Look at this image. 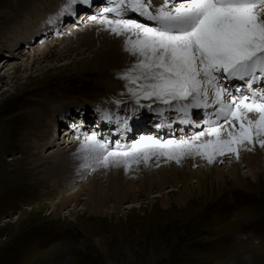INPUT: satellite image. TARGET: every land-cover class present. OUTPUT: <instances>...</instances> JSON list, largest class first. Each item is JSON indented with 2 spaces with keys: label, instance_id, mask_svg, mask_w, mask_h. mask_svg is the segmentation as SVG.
I'll list each match as a JSON object with an SVG mask.
<instances>
[{
  "label": "rangeland",
  "instance_id": "obj_1",
  "mask_svg": "<svg viewBox=\"0 0 264 264\" xmlns=\"http://www.w3.org/2000/svg\"><path fill=\"white\" fill-rule=\"evenodd\" d=\"M105 1L73 5L74 15L65 12L51 24L49 17L57 15L65 0H0V30L9 24L14 28L13 17L19 18L18 26L42 17L46 32L59 26L61 35L56 45L54 38L39 44V36L32 47L27 42L26 50L18 49L25 45L20 40L14 41L17 47L0 46V264H113L110 260L114 264H264V159L256 162L248 144L239 146L238 159L234 156L241 165L238 174L246 180L237 187L232 183L228 153L213 165L215 176L229 174L221 187L214 185L206 157L195 154L180 158L184 171L176 159L165 155L151 156L147 163L127 169L105 167L85 161L79 149L66 160L72 163L70 174L57 181L44 177L46 169L32 167L34 158L71 148L75 142L66 144L63 136L70 128L74 131L70 139L84 136L77 133L82 131L80 124L88 134L115 146L116 141L132 143L141 134L161 141L191 140L212 126L208 121L218 119L219 105L211 99L207 107L190 108L187 114L148 99H141L144 107H139L127 90L128 82L121 78L133 59L119 66L117 60L91 62L107 47L123 42L103 25L94 24L91 16L82 21L80 12L89 6L86 10L93 16L102 11L97 6ZM40 2L45 7L37 15L32 9H39ZM71 21L73 28L66 29ZM39 48L45 49V57L37 54ZM7 59L10 65H4ZM14 65L19 68L14 70ZM233 81L234 89L243 84ZM132 109H137L135 115ZM106 110L111 121L102 118ZM117 116L128 117L127 130L117 123ZM249 116L256 118L255 113ZM157 122L160 126L153 124ZM219 122L223 125L222 119ZM52 139L58 144L47 145ZM250 166L258 177L243 172ZM171 171L178 177L163 181ZM94 173L103 188L93 197ZM195 174H203L200 183ZM109 178L125 183L121 196L109 190ZM55 201L58 214L51 213Z\"/></svg>",
  "mask_w": 264,
  "mask_h": 264
},
{
  "label": "snow or ice",
  "instance_id": "obj_2",
  "mask_svg": "<svg viewBox=\"0 0 264 264\" xmlns=\"http://www.w3.org/2000/svg\"><path fill=\"white\" fill-rule=\"evenodd\" d=\"M94 2L65 0L57 16L74 15L73 5ZM106 4L90 18L122 37L124 51L134 62L123 69L121 78L128 82L136 104L144 107L141 99L154 100L187 114L192 107H207L211 99L219 105L218 119L208 121L212 126L191 140L141 137L130 145L116 141L113 146L94 133L78 150L85 161L127 169L147 163L151 156L165 155L179 162L182 156L195 154L212 162L229 152L238 159L240 145L259 143L264 148V88L254 87L257 81L264 83V0H163L159 4L106 0ZM109 14L115 19H109ZM57 16L48 22L54 23ZM233 80L243 84L229 90L226 85ZM245 87L250 95H245ZM136 111L132 109L133 115ZM250 113L256 118H250ZM102 118L113 119L107 110ZM116 121L127 130L128 117L117 116ZM205 136L210 138L201 140Z\"/></svg>",
  "mask_w": 264,
  "mask_h": 264
},
{
  "label": "bare ground",
  "instance_id": "obj_3",
  "mask_svg": "<svg viewBox=\"0 0 264 264\" xmlns=\"http://www.w3.org/2000/svg\"><path fill=\"white\" fill-rule=\"evenodd\" d=\"M104 1V0H103ZM95 3V2H94ZM41 4V5H40ZM40 4L38 5V7H39V9H37V10H35V9H32L33 10V12H35L37 15H38V12H40V10H42L41 9V7H45L44 6V3L43 2H40ZM156 4V3H155ZM157 4H159V3H157ZM88 5V4H87ZM105 5H107L106 4V1L102 4H100V5H98L97 7H101L100 8V10L101 9H103L104 8V6ZM93 6V5H92ZM89 7V6H88ZM88 7L86 8V9H88ZM47 8V7H46ZM57 8V7H56ZM79 8V7H78ZM83 10V12H80L79 14L81 15V17H82V21H85L84 19H86L87 18V16H92V11H87V10ZM99 10V11H100ZM55 11V10H54ZM53 11V12H54ZM16 13V15H18V14H20L21 13V9L20 10H18V11H16L15 12ZM58 13V12H57ZM51 14H52V12H51ZM50 14V15H51ZM65 14V13H64ZM63 14V15H64ZM133 16H135V14H132ZM19 16H21V15H19ZM52 16H57L56 14L55 15H52ZM60 17L62 16V15H59ZM59 16H57V20H58V18H59ZM42 18V17H41ZM41 18H36V19H34V18H32V19H29V20H27L26 22H27V24H29V25H26V26H18L17 24V22L19 21V18L18 17H13L11 20H12V24L14 23V28H8L11 24H9V25H7L6 27H4L2 30H0V38H2L1 40H0V46H8V47H14V46H18L17 44H18V41H19V43H23V44H25L24 45V47H21V48H18V49H21V50H26V49H28V46H27V42H30V47H32L31 46V44H33L34 45V43H36L37 41H36V39L38 38L39 39V36H40V38L42 39V41L39 43V44H42L44 41H47V39L48 38H54V40L53 41H55V45L58 43V42H61V41H59L60 40V37H61V35H60V32H59V30L57 29L58 27H52L51 28V30H49L48 32H46L47 31V26H45L44 25V23H42V22H40V19ZM34 19V20H33ZM109 19H113L112 17H109ZM49 21V20H48ZM60 21V20H59ZM40 23V24H38V23ZM87 22V21H86ZM74 22H70L69 23V25L68 26H66V29L67 28H70V26H71V28H73V26H72V24H73ZM94 23V22H93ZM52 24V23H51ZM94 24H96V22L94 23ZM93 24V25H94ZM36 25V26H35ZM94 27V26H93ZM20 32H23V38H21L20 37ZM42 35V36H41ZM5 36H7V37H5ZM37 39V40H38ZM14 41H16L17 42V44H16V42H14ZM67 44V43H66ZM70 44V43H69ZM54 46V45H53ZM15 47V48H16ZM71 47V46H70ZM39 50H40V52H37V54H41V55H43L44 57L46 56V52L44 51L45 49L44 48H42V49H40L39 48ZM16 51H17V49H14V53L13 54H16ZM25 52V51H24ZM24 52H22L23 54H24ZM21 54V53H20ZM11 57H13L12 55H11ZM40 57V56H39ZM129 57V58H128ZM125 59L127 60L128 59V61H130V60H132L133 58L127 53V52H125L124 51V47H123V42L122 43H119V44H116L115 46H114V48L112 49L111 47H107L106 48V51L105 52H103V53H100V54H98L96 57H94V59H92V63L93 64H95V65H99L101 62H103V63H108V62H112V61H114V60H117L118 61V66L119 65H123V62L125 61ZM10 59H7L6 61H5V63H4V65L5 64H7V65H10ZM83 62H85V61H83ZM125 64H127V63H125ZM86 65V64H85ZM84 66V65H83ZM13 68H14V70H17L18 68H19V66H16V65H14L13 66ZM236 81H231L230 82V84L229 85H227V87L229 88V90L230 89H234V84H236L235 83ZM258 82H260V81H257L256 83H258ZM113 85L115 84V81H112L111 82ZM260 87H257V88H264L263 87V85H262V83L260 82ZM247 89V88H246ZM246 92V94L245 95H250V93L248 92V91H245ZM235 95H239L238 93H235ZM239 97V96H238ZM213 107V106H212ZM193 108V107H192ZM191 108V109H192ZM78 109H79V107H78ZM190 109V110H191ZM209 110V109H208ZM198 111V110H197ZM62 114V113H61ZM172 114V113H171ZM160 117V116H159ZM211 119V118H210ZM165 120V119H164ZM200 121H198V122H200V123H202L203 124V119L202 118H200L199 119ZM202 120V121H201ZM71 122H74L73 120H71ZM161 122H162V120H161ZM161 122H157V123H153V124H155V125H158V126H160V123ZM166 122V121H165ZM163 124H164V122H162ZM206 123V122H205ZM204 123V124H205ZM76 124H79V123H76ZM75 124V125H76ZM58 125H59V122H56L55 123V125H54V127L55 128H57L58 129ZM144 125V124H143ZM81 126H83L82 124H80L79 125V127L78 128H80L82 131H79V132H77L79 135H82V134H85L84 136L82 135V136H80V138L79 139H70V135H74V131H71V128L70 129H67L66 130V133H65V136H63V140L64 141H66V144L67 143H69V142H75L74 143V145L73 146H71V148H69V149H67V150H56L55 152H51V153H49L47 156H45V157H38V158H34L33 160H32V162H31V165H32V167H34V168H36L37 170H47V172H46V175H44V177H52V178H56V179H54L55 181H57V180H59V179H61V178H64V177H66L67 176V174H70V172H71V167L72 166H70L72 163H70L69 165L67 164V162H66V160H68V158L70 157V155H71V153H73V152H75L76 151V149H80V146H81V144L84 142V140L86 139V137H88V136H91L90 134H88V130H85V128L83 127V128H81ZM140 126V125H139ZM171 126V125H170ZM174 126V125H173ZM176 126V125H175ZM102 127V126H101ZM141 127V126H140ZM180 127H182V126H180ZM184 127V126H183ZM185 128V127H184ZM159 130V129H158ZM157 130V131H158ZM172 130V129H171ZM183 130V129H182ZM157 131H154V133L155 134H158V132ZM60 132V131H59ZM143 133V132H142ZM153 133V132H152ZM153 133V134H154ZM59 134V133H58ZM57 134V135H58ZM168 134V133H167ZM141 135H143V137L146 135V134H141ZM135 136V135H134ZM151 137V136H150ZM145 138H147V137H145ZM184 138H188V137H182V140H186V139H184ZM203 138V140L204 139H209L207 136H205V137H202ZM188 140V139H187ZM62 142V143H65V142ZM57 142V139H52L51 141H49V144H47V145H49V146H51L52 145V143H53V146H54V144H58V143H56ZM124 143V142H123ZM122 143V144H123ZM128 144H131V142H125V145H128ZM44 147V145L41 147V148H43ZM34 148H38V146H34ZM248 150H249V152H251L252 153V158L256 161V162H261V160H263L264 159V148H261L260 147V145H259V143H255L254 145H252V144H248ZM228 154H230V155H228L229 157H231V159L230 160H227V161H230L231 163L229 164V165H231V167L233 168V172H232V174L234 175L233 176V185H235L236 187L237 186H241V185H245V182H246V180L244 179V177H242V176H240L239 174L241 173L242 174V172H241V168H240V163H238L237 164V160H236V158H234V156L236 155L235 153H228ZM191 156H193V155H191ZM184 157H188V156H184ZM184 157H182V158H184ZM220 158H221V156L220 155H217L215 158H214V160L212 161V162H209L208 160H207V158H206V162L212 167V169H210V171H208V172H210V174L212 175V178H213V183H214V185L216 186V187H221L222 186V184L224 185V182H226L227 183V175H229V174H227V172L225 171L224 173H225V175H219V176H215L214 174H213V165L215 164V162H218V160H220ZM192 160V159H191ZM184 162V161H183ZM183 162H179V169H181V170H183L184 171V164H183ZM252 162V161H251ZM253 163V162H252ZM51 165V168L50 167H48V165ZM259 166H261L262 167V163L259 165ZM264 167V166H263ZM247 171H250L251 172V174L252 175H256L257 176V174L258 173H256L255 171L256 170H254V167L253 166H250L249 168H248V170H245V171H243V172H247ZM264 171V170H263ZM69 172V173H68ZM182 172V171H181ZM207 172V173H208ZM238 172H239V174H238ZM202 175L203 174H201V175H199V174H195V176H196V178H197V181L196 182H198V183H200L201 182V180H202ZM209 175V174H208ZM210 175V176H211ZM109 177V176H108ZM178 177V175L177 174H175L173 171H171L169 174H164V179H162L163 181H166V180H168L169 178H172V179H176ZM258 177V176H257ZM36 178H38V179H41V178H43V177H40V176H37ZM204 178H206V176L204 177ZM60 181H58L57 183H59ZM101 182H99V181H97L96 180V178H95V173H94V175H93V178H92V181H91V195L94 197V196H97V195H99L101 192H102V189L101 188H103V186L100 184ZM108 183H109V186H110V188H109V190L117 197V196H121L123 193H124V189H123V186H124V182L122 181V179H118V180H113L112 178H109V180H108ZM218 185V186H217ZM220 189V188H219ZM218 189V190H219ZM223 189V188H222ZM58 190V189H57ZM221 191V190H220ZM189 194H192V193H189ZM181 196V195H180ZM180 196H178V198H180ZM65 200L66 199H64L63 201L62 200H60L59 202L61 203V202H65ZM58 201H55V202H53V206H54V209L51 211V213H57L58 214V205L56 204V203H59ZM74 206L76 207V205L74 204ZM134 206H128V208H133ZM75 209V208H74ZM151 261H153V260H151Z\"/></svg>",
  "mask_w": 264,
  "mask_h": 264
},
{
  "label": "crops",
  "instance_id": "obj_4",
  "mask_svg": "<svg viewBox=\"0 0 264 264\" xmlns=\"http://www.w3.org/2000/svg\"><path fill=\"white\" fill-rule=\"evenodd\" d=\"M100 261H102V260H100ZM111 261V263H113L114 264V262H113V260H110ZM118 264V263H117Z\"/></svg>",
  "mask_w": 264,
  "mask_h": 264
}]
</instances>
